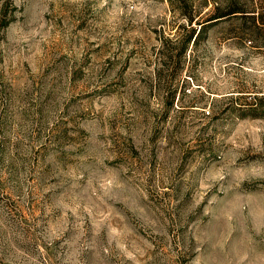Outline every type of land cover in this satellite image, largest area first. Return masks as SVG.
<instances>
[{
  "label": "rangeland",
  "instance_id": "rangeland-1",
  "mask_svg": "<svg viewBox=\"0 0 264 264\" xmlns=\"http://www.w3.org/2000/svg\"><path fill=\"white\" fill-rule=\"evenodd\" d=\"M263 3L0 0V264H264Z\"/></svg>",
  "mask_w": 264,
  "mask_h": 264
},
{
  "label": "trees",
  "instance_id": "trees-1",
  "mask_svg": "<svg viewBox=\"0 0 264 264\" xmlns=\"http://www.w3.org/2000/svg\"><path fill=\"white\" fill-rule=\"evenodd\" d=\"M238 12H243L242 10H240L239 8H235L232 11L226 13V12H221V11H216L215 14H213L210 18H208L206 21H213L216 19H219L221 17H225L228 14H233V13H238ZM196 16L195 15H191V13L187 16V21L189 22V25L191 26L190 28H188V34H187V38L185 40L186 45H189L190 41L195 38V40L198 38L199 33L202 31V29L204 28V21L203 22H196L199 24V29L192 26V24L195 21ZM198 21V20H197Z\"/></svg>",
  "mask_w": 264,
  "mask_h": 264
},
{
  "label": "built area",
  "instance_id": "built-area-1",
  "mask_svg": "<svg viewBox=\"0 0 264 264\" xmlns=\"http://www.w3.org/2000/svg\"><path fill=\"white\" fill-rule=\"evenodd\" d=\"M262 8L264 9V3H263V5H262Z\"/></svg>",
  "mask_w": 264,
  "mask_h": 264
}]
</instances>
